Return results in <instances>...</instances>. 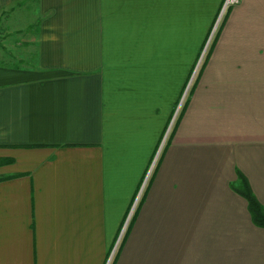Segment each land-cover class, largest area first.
I'll list each match as a JSON object with an SVG mask.
<instances>
[{"label": "crops", "instance_id": "1", "mask_svg": "<svg viewBox=\"0 0 264 264\" xmlns=\"http://www.w3.org/2000/svg\"><path fill=\"white\" fill-rule=\"evenodd\" d=\"M22 1L0 0L33 64L0 62V264H264L235 189L264 206V0L228 10L192 82L176 17L224 0Z\"/></svg>", "mask_w": 264, "mask_h": 264}, {"label": "rangeland", "instance_id": "2", "mask_svg": "<svg viewBox=\"0 0 264 264\" xmlns=\"http://www.w3.org/2000/svg\"><path fill=\"white\" fill-rule=\"evenodd\" d=\"M34 4H35V0H23L22 2L18 3V5H16L17 6L16 12L17 11L22 12V14L20 13L21 15H18V17L26 18L23 15V13L30 14L34 8ZM236 4L232 6H227L226 8L227 9L228 7L233 8ZM203 5H204V1H203ZM226 8H224V10L222 11V14L220 15L219 20L216 23V26L212 34L210 35L209 39H208L209 34L213 28V25L218 15L217 16L216 15H191V16H177L176 17V31L174 34L171 35V39L176 41L177 69L178 71L183 70V73L185 74L186 77L189 74L191 68L193 69L190 75L193 73V70L196 69L194 71L191 82L193 81V78H195L197 73L199 72V69L201 68L202 63L206 59L210 45L212 41L214 40L213 38L215 37L218 29H220L222 25L223 18L226 14L225 12L227 10ZM205 10L208 11L210 9L207 8ZM201 11H204V10H201ZM26 25L23 24V26L19 28L17 31H12L9 34L5 33L3 34V36H0V40L2 39L0 41V62L1 63L19 65V66H32L33 65L31 63L32 62V57H31L32 52H29L28 54L26 52V55H25L24 51L25 50L29 51V47L26 46L25 48V45L21 44V42H23L25 39L28 38L27 36H28L30 29L26 31ZM31 29H34V28H31ZM19 37H20V40L17 41L16 39ZM162 38H163V32H162ZM12 53L13 54L19 53V55H21L22 58H18L17 55H13ZM199 58H200V61L198 62ZM191 82L188 85V90L191 88ZM186 96L185 97L183 96L178 101V106H180V109L182 108L184 104L183 102L185 101ZM108 263H109V259H108L107 264Z\"/></svg>", "mask_w": 264, "mask_h": 264}, {"label": "trees", "instance_id": "3", "mask_svg": "<svg viewBox=\"0 0 264 264\" xmlns=\"http://www.w3.org/2000/svg\"><path fill=\"white\" fill-rule=\"evenodd\" d=\"M229 9H230V7H228V9L226 10V12H225L226 14L223 18V21H224L225 17L227 16V12ZM223 21H222V23H223ZM216 36H217V33L213 39H215ZM206 38H205V40H206ZM238 179H239V186L235 189L247 200L248 209H249L252 221L257 226L264 227V206L262 204H260L258 202V200L255 198V196L253 195L245 177L242 174L238 173Z\"/></svg>", "mask_w": 264, "mask_h": 264}, {"label": "water", "instance_id": "4", "mask_svg": "<svg viewBox=\"0 0 264 264\" xmlns=\"http://www.w3.org/2000/svg\"><path fill=\"white\" fill-rule=\"evenodd\" d=\"M224 10V4H223V6H222V8H221V10H220V12H219V14H218V16H217V18H216V21H215V23H214V25H213V28H212V30H211V32H210V34H209V37H208V39L210 38V35L212 34V32H213V30H214V28H215V26H216V23L218 22V20H219V17H220V15L222 14V11ZM207 42H208V40H207ZM207 42H206V44H207ZM206 46V45H205ZM200 61V58H199V60H198V62ZM196 69H194L193 70V73H192V75L194 74V71H195ZM192 77V76H191ZM189 84V83H188ZM188 84H187V86H186V88H185V92H186V90H187V88H188ZM184 92V93H185ZM183 96H184V94H183ZM182 96V97H183ZM179 107V106H178ZM178 107H177V109H178ZM177 109H176V111H177ZM176 111H175V113H176ZM175 113H174V115H175Z\"/></svg>", "mask_w": 264, "mask_h": 264}, {"label": "built area", "instance_id": "5", "mask_svg": "<svg viewBox=\"0 0 264 264\" xmlns=\"http://www.w3.org/2000/svg\"><path fill=\"white\" fill-rule=\"evenodd\" d=\"M238 2V0H224L223 4H224V8H226L227 6H232L234 4H236Z\"/></svg>", "mask_w": 264, "mask_h": 264}]
</instances>
